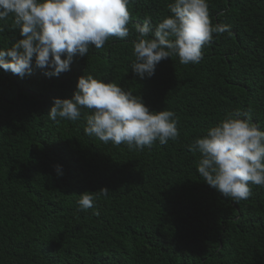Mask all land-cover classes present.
Segmentation results:
<instances>
[{
	"label": "trees",
	"instance_id": "1",
	"mask_svg": "<svg viewBox=\"0 0 264 264\" xmlns=\"http://www.w3.org/2000/svg\"><path fill=\"white\" fill-rule=\"evenodd\" d=\"M168 2L130 4L129 36L90 46L58 78L0 70V264H264V187L250 185L247 200L223 197L187 147L237 108L264 129V0H209L213 25L231 35L213 34L199 64L172 57L141 80L131 71L134 25L170 15ZM15 38L9 21L0 48ZM84 73L151 111L176 112L179 139L130 151L85 135L86 109L79 121H52L53 99L71 98ZM103 188L107 196L80 210V194Z\"/></svg>",
	"mask_w": 264,
	"mask_h": 264
},
{
	"label": "clouds",
	"instance_id": "2",
	"mask_svg": "<svg viewBox=\"0 0 264 264\" xmlns=\"http://www.w3.org/2000/svg\"><path fill=\"white\" fill-rule=\"evenodd\" d=\"M136 0H0V32L11 21L16 30L10 47L0 48V70L23 79L34 68L48 78L71 70L76 58L89 53L90 46L101 49L110 38L125 40L130 33L129 5ZM170 15L153 23L146 16L134 25V60L131 71L141 80L155 75L157 65L177 57L182 65H196L213 34L231 35L230 25H213L209 0H170ZM85 120L84 134L104 144H121L143 151L157 141L166 145L180 137L179 117L172 110L151 111L139 95L126 91L115 82L85 73L77 78L71 98H54L48 116L76 122ZM251 109L227 113L204 134L188 144V151L199 153L197 172L204 183L233 200H247L250 185L264 187V129L253 123ZM58 177L63 175L57 165ZM109 190L84 192L77 201L80 210L94 207L98 196ZM99 215V212H94Z\"/></svg>",
	"mask_w": 264,
	"mask_h": 264
}]
</instances>
